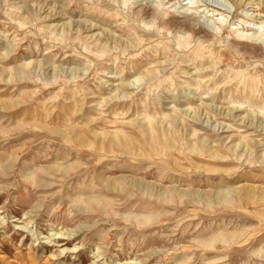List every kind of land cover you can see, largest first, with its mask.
<instances>
[{"label": "rangeland", "instance_id": "1", "mask_svg": "<svg viewBox=\"0 0 264 264\" xmlns=\"http://www.w3.org/2000/svg\"><path fill=\"white\" fill-rule=\"evenodd\" d=\"M0 264H264V0H0Z\"/></svg>", "mask_w": 264, "mask_h": 264}, {"label": "bare ground", "instance_id": "2", "mask_svg": "<svg viewBox=\"0 0 264 264\" xmlns=\"http://www.w3.org/2000/svg\"><path fill=\"white\" fill-rule=\"evenodd\" d=\"M229 1H232V2H234V1H236V0H229ZM256 3V2H255ZM148 24V23H147ZM168 26V22H166V21H160V25H159V27H167ZM170 26L172 27V25L170 24ZM146 27H149V25H146ZM187 27H189L190 28V30L192 31V33L194 34V33H196L197 31H195L194 29H192V27H190L189 25H187ZM156 32H158V30L156 31ZM154 34V33H153ZM186 34V33H185ZM154 35H158V34H154ZM191 36H189V38H190ZM185 44H186V42L184 43V45H182V43L181 42H179V47L181 48V49H184V48H187L188 47V45L190 44V43H188L187 44V46H185ZM88 50V49H87ZM85 188V187H84ZM87 188V187H86ZM96 193V192H95ZM231 192L230 191H228V192H226V193H224V194H221V195H219L218 197H216V201L217 202H219V203H221V204H231V199H230V197H229V194H230ZM84 197V196H83ZM83 199V198H82ZM252 204V203H251ZM57 235V234H56ZM60 236V235H59Z\"/></svg>", "mask_w": 264, "mask_h": 264}]
</instances>
